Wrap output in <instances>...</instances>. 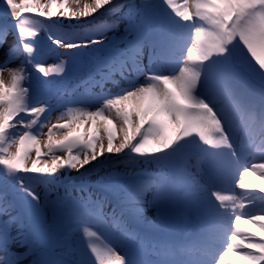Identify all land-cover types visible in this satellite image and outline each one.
Returning <instances> with one entry per match:
<instances>
[{
    "label": "snow or ice",
    "instance_id": "1",
    "mask_svg": "<svg viewBox=\"0 0 264 264\" xmlns=\"http://www.w3.org/2000/svg\"><path fill=\"white\" fill-rule=\"evenodd\" d=\"M162 2L188 31L166 23L154 0H72L75 7L69 0H2L11 23L0 24V73L8 69L11 82L0 80V166L12 182L0 188V264H225L230 253L264 264V197L257 211L236 212L226 203L234 198L216 187L232 178L252 189L249 171L264 180V163L241 165L243 146L238 151L233 142L243 132L264 146V0ZM31 15L92 17L79 31L61 24L48 39L88 57L83 67L94 86L104 89L108 65L126 84L113 80L117 91L95 111L34 130L31 117L52 111L37 106L46 103L41 92L50 74H71L82 61L66 69L37 59ZM98 23L105 30H95ZM170 63L177 67L166 71ZM238 113L253 114L246 129L236 124ZM242 217L259 231L242 228ZM189 219L199 225L203 257L186 256L183 248L178 254L163 239ZM94 227L119 233L126 251L111 240L99 247Z\"/></svg>",
    "mask_w": 264,
    "mask_h": 264
},
{
    "label": "bare ground",
    "instance_id": "2",
    "mask_svg": "<svg viewBox=\"0 0 264 264\" xmlns=\"http://www.w3.org/2000/svg\"><path fill=\"white\" fill-rule=\"evenodd\" d=\"M154 2L158 3L159 15L162 19H164L166 21V23H168L169 25H172L174 27L179 26L180 30L188 31L187 26L184 25L183 22L179 21V18H176L174 16V14L171 13V10L167 9L166 5H163L162 0H154ZM176 3H177V6H180L182 4V0H176ZM68 6L69 7H75V5L72 3V0H69ZM100 11H103V10H100ZM95 15H96L97 21H99L100 13L98 12ZM92 19H93L92 17H89L87 20L77 19V20H72V21H68V20H64V21L55 20V21L58 22V24H60V25L61 24L71 25L72 28L76 29L75 31H79L80 29L85 28L87 24H90ZM93 27L97 31L105 30L102 23H98V24L94 25ZM49 45L51 46V50H53L54 52H56L58 50V48L55 45H53L51 43V41H49ZM60 50H63V49H60ZM66 51H68V50H66ZM72 53H78V52L74 50V51H72ZM238 54L240 56V60H242L243 58H242L241 53H238ZM144 62H145V65H147V63H148L147 57L145 58ZM166 67H167L166 71H173L176 69L177 66L175 63H170V64L166 65ZM109 72H111V77L105 82V86H104L103 90L94 86L91 83V81H89L87 88L77 89L75 91V94L72 96L71 100L67 101V103L71 102L72 107H69V105H65L62 110L54 111L52 113V115L49 116V118L45 120V122L48 121L49 119H50V122L52 124L56 123L57 120H59V122H61V123L67 122L68 120H70L71 116L78 111H95L97 108H99L101 106V104L100 103H92V101H93V100H91L92 98H94L95 96L107 95L109 91H112V92L117 91V89L113 85V80H120L119 72L115 73V71H112V70ZM136 80H137L136 83H143L144 82L143 76L137 75ZM120 83L122 86H124L126 84V82L123 80H120ZM248 118H249V121L247 120ZM235 120H236V124L241 129H246L253 122V114L252 113H247V114L238 113L235 117ZM45 122H43V123H45ZM43 123H39L38 126L43 124ZM49 126H50V124H49ZM36 128L37 127H35L34 130ZM44 131L47 132V127L44 128ZM54 138H55V135H54ZM42 139L46 140V136L42 137ZM251 141H252V138L247 137L243 132H241L238 136H233V142H234L237 150L241 151L240 147L243 146L244 158L246 155L248 158L250 157V155H248V150H246V148H248L250 146ZM59 154L60 153L58 152L57 155H59ZM32 156H33V158L35 157L34 152L32 153ZM99 160L103 161V157H100ZM243 161H244V159H242L241 165H242ZM250 161H252L250 163L258 162L255 159H250ZM261 161L264 163V158L261 159ZM95 163L96 162H92V164H95ZM258 163H260V162H258ZM92 164H89L86 167L91 168ZM120 167H124V165L121 164ZM111 170H112L111 167L101 168L100 171L96 175H93L92 180H95L98 175H103L106 172H110ZM241 170L243 171L242 166L239 167L240 172H241ZM83 171H84V169H81V172H83ZM236 174H237V168L233 167L232 172H231V176L235 177ZM71 175L75 176V175H77V173L72 172ZM25 181L32 183L30 176H25ZM245 181L249 184L255 185L256 187H254L252 189H241L238 186L236 193H232V191L229 194H225V193L221 192V194L229 195V196L234 198V202L233 201H227L226 203L228 204V206L230 208H233L236 212L242 213V212H249V211L255 210V208H252L249 206L251 203L250 197H254L256 205H257L256 209H258L259 204H260V198L264 197V192L259 191L260 187H264V180H262L258 174H254L251 171H249V175L247 177H245ZM11 182H12L11 177L7 176L6 169L3 166L0 167V188H2L4 186V184H6V183L10 184ZM65 183H68V182L65 181ZM234 183H238V180L230 178L226 183H223L221 185L228 186V187L232 188V186H234ZM38 190H40L42 193V191H43V185L42 184H40L38 186ZM241 204L244 205L243 208L240 207ZM185 227L186 226H185V221H184L181 228L171 231L163 239H165L170 245H175L176 246L175 251L178 254L180 253V249L183 248L184 249L183 254L186 256L203 257L204 250L196 242L197 236H196L195 242L189 241V237L194 236L195 233L192 230H189L186 232ZM241 227L245 228V229H250L252 232H258L259 231V229L257 227H255L252 224L247 223V222H245V223L242 222ZM91 230L97 231V236L92 237L91 239L99 247H104L111 240L115 243L117 249L120 252L126 251V247H125L126 242H122V241H124V238L122 236H120L119 233L111 234L107 230H99L98 231L95 227L92 228ZM75 236L77 239H79L82 236V232L75 233ZM85 239H87V238H85ZM153 258H155V257H153ZM225 264H246V262L240 260L239 257L230 253L229 256L226 258Z\"/></svg>",
    "mask_w": 264,
    "mask_h": 264
},
{
    "label": "rangeland",
    "instance_id": "3",
    "mask_svg": "<svg viewBox=\"0 0 264 264\" xmlns=\"http://www.w3.org/2000/svg\"><path fill=\"white\" fill-rule=\"evenodd\" d=\"M135 3L142 4L145 3V0H134ZM41 3H47V0H41ZM157 3V2H156ZM7 14L4 12L2 0H0V24L3 23H11V18L6 17ZM29 19H31L34 22V26L37 29L38 35L33 38L35 40V47L37 49V59H39L46 67H52L56 65H62L66 69L70 65H72L74 62L78 63L80 60L82 61V65L80 66V69L69 74L67 72L65 73H57L53 72L49 76V80L52 81L51 85L43 89L41 92V98L42 100H45L46 103L39 104L37 106H43L46 109L49 105H51L52 111L49 113L46 111L45 113L41 114L39 117L32 116V119L37 120V125H34L33 128L38 127L39 123L45 122L46 119L49 118V116L52 115L54 111L62 110V106L69 105V107H72L71 103H67V101H70L72 96L75 94V91L80 88H87L89 84V80H87V71L84 69L83 65L88 64V57H82V54L80 53H72L69 51H66L65 49L58 50L53 53V50H51V46L49 45V39L48 34L49 33H56L57 28L60 24L58 22H54L55 18L48 19L44 17H39L38 15H31L29 16ZM63 25V24H62ZM63 28L69 31H75V28H72L71 25L65 24L63 25ZM93 50H85V54L92 52ZM239 52L234 50L233 51V58L240 60V56L238 54ZM146 58V57H145ZM11 67H17L16 64H13ZM103 72H109L112 70L111 65L108 66H102ZM113 71V70H112ZM32 74V81L35 84L36 83V77L37 73L32 69L31 66H28L27 73ZM118 71H115L117 73ZM0 80H3L6 84H10V73L8 69H5L2 73H0ZM92 96V95H91ZM98 98H102V95L100 97H95V101ZM93 99V98H92ZM34 102V101H33ZM27 123V118L26 121ZM7 147V145H5ZM241 148V147H240ZM248 155L250 157L248 158L247 155L244 158V163H250V159H255L256 161L263 163L261 159L264 158V146L260 144L259 139L255 140V143L251 141L250 146L248 147ZM14 147L10 149V151H14ZM256 162V163H258ZM2 167V166H0ZM241 172H243L241 170ZM221 192L225 194H229L231 191L232 193L237 192L238 183H234V186L232 188L228 186H223L221 184H218L216 186ZM234 187V188H233ZM252 211H257L255 210ZM249 211V212H252ZM242 222H247L246 217H242ZM185 231H188L189 228L195 229V231L199 232V225L195 223V221L192 220H186L185 221ZM254 226V225H253ZM184 234V233H183Z\"/></svg>",
    "mask_w": 264,
    "mask_h": 264
}]
</instances>
